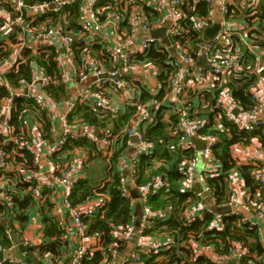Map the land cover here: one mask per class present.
Returning <instances> with one entry per match:
<instances>
[{
	"label": "built area",
	"instance_id": "obj_1",
	"mask_svg": "<svg viewBox=\"0 0 264 264\" xmlns=\"http://www.w3.org/2000/svg\"><path fill=\"white\" fill-rule=\"evenodd\" d=\"M198 1L206 2L211 11L218 8L220 28L214 39L204 41L202 36L195 47H192L180 42L186 36L185 30L180 27V22L186 17L181 0H147L152 8L163 13L161 23H149L138 0H0V40H8L9 35L15 37L14 42L10 41L11 55L0 59V85L8 88V95L0 102V203L12 210L6 214L11 220L8 218L9 227L5 230L6 239L10 243L6 246L0 244V253L19 249L24 255L35 258V264H63L66 259L67 264H83L96 252L102 254L103 260L108 257L111 261L120 258V264L140 262V254L148 249L144 244L145 239L147 240L144 231L157 215L147 204L148 196L168 184V176L164 172L151 175L142 184H130L136 179L140 155L151 153L152 144L144 139L143 132L145 126L154 120L160 105L152 99L161 89L158 80L161 66L142 61L151 49L164 55L162 63L169 69L166 72V92L162 100L170 107L165 114L168 134L177 138L182 151H191L192 158L197 149L191 137L196 136L204 141L200 152L206 156L208 163L203 170V184L204 176L219 173L213 157L220 136L214 132L201 133L209 120L207 116H198L205 110V106L202 100L204 95L198 98L197 89L200 92L207 88H221L228 96L227 104L220 94L208 105L209 112L214 113L209 129L222 131L224 120L236 125L240 131L260 129L264 138V121L257 118L261 97L258 85L250 88V98L254 105L249 109H244L234 101L226 86L230 79L240 76L243 71L239 53L241 46L255 55L256 65L252 72L261 77L264 69L263 50L255 48L247 38L250 31L248 26L228 19L229 12L235 10L241 11V16L244 15L243 10L247 12L246 17L252 16L254 7L260 0H194ZM76 9L78 16L72 22L71 18L77 14ZM165 10L168 12L164 13ZM209 19L212 21L211 14L200 18L197 27L203 30L209 26L206 24ZM163 26L166 27L165 35L174 53L151 32ZM238 27H243L244 32L238 30ZM25 47L33 52H52V61L58 68V75L51 76L34 65L26 84L10 87L5 75L17 65L19 54ZM151 81L154 85H150ZM59 83L66 86L68 94L54 100L48 96L45 88ZM79 83L82 86L71 91V85ZM143 92L153 98L140 103ZM17 100L23 104H34L37 111L24 112V120L19 124V131L15 132L10 121L12 108ZM118 105H125V108L120 109ZM134 105L138 106L137 112L118 131H114L109 123L94 126L78 116L79 106L87 108L101 119L117 117L128 106ZM236 109L237 114H234ZM41 110H46L52 121L49 133L42 134L38 120ZM170 115L174 116L175 121L170 120ZM123 137L128 139L127 151L120 154L118 163L124 174L128 172L129 175H126L121 188V196L130 198L142 207L141 216L135 219L138 221L136 232L142 239V244L128 257H123L121 253L122 244L124 245L129 234L128 229L118 227L113 230L116 242L106 249L101 235L96 231L91 232L85 221L87 217L103 209L109 200L107 194L99 192L83 202H72L74 185L87 176L89 153L74 147L66 155L54 157L69 141L86 140L95 145L108 163L111 153ZM8 143L14 145L12 150L4 148ZM24 151L32 155V166L29 168L25 167L23 161L13 163L15 155L20 159L24 158ZM192 158L184 161L181 166V170L187 174ZM263 161L264 148L261 145L256 155H248L244 161V164L256 167L253 178L262 186ZM230 177L229 196L221 205V209L229 208L230 211L217 213V216H245L244 213L254 211L264 218V204L254 207L248 201L247 193L237 185L233 176ZM25 183L35 209L29 210L28 215L26 214L28 220L21 227L19 212L15 214L13 210V193L17 192L15 186L22 189L21 186ZM189 184L188 174L183 179L181 188L187 190ZM132 188L136 189L137 198H132ZM206 189L210 196L209 189ZM203 207V204H198L199 215ZM43 214L56 224V228L63 230L60 237L52 236L49 240L63 241L64 250L60 257L52 254L37 256L35 248L44 245L47 240ZM34 218L37 220L31 223ZM14 235L18 237L17 241L13 239ZM152 246L156 245H149V248ZM29 248H32L31 252L28 251ZM244 253L245 250L234 248L228 255L214 254L216 262L234 258L235 264H239L240 256ZM6 263L19 262L3 256L0 264Z\"/></svg>",
	"mask_w": 264,
	"mask_h": 264
},
{
	"label": "trees",
	"instance_id": "obj_2",
	"mask_svg": "<svg viewBox=\"0 0 264 264\" xmlns=\"http://www.w3.org/2000/svg\"><path fill=\"white\" fill-rule=\"evenodd\" d=\"M142 5V10L147 16L149 23H161L162 12L156 11L148 4L147 0H138ZM182 10L186 17L180 22V27L185 30V38L180 42L190 44L195 47V44L202 39L203 30L197 27L200 18L210 16L211 9L208 4L203 1L194 2V0H181ZM78 6V5H77ZM77 14L71 18L73 22L78 16ZM235 10L229 12L228 19L235 20L239 24H245L250 28L247 38L251 40V44L264 52V0H260L254 7V14L248 16L243 10ZM239 16V17H238ZM241 16V17H240ZM211 25L209 19L206 23ZM199 29V30H198ZM8 40H0V59L8 58L12 53L10 41L14 42L15 37L8 36ZM187 41V42H185ZM242 73L236 76L226 84L231 97L244 109L252 108L253 100L250 98V88L255 85L259 78L252 72L256 65V57L246 47L241 46L239 49ZM52 52L32 51L29 48H24L18 57L17 65L9 69L6 73V79L10 87H17L26 84L30 80V75L33 66L36 65L38 70H42L47 74L54 76L58 75V68L52 61ZM164 55L161 52H156L151 49L148 54L142 59L144 62H154L161 66V73L158 80L161 83L159 93L154 97V101L159 103L158 110L154 115V120L145 126L143 137L147 142H151L152 149L149 155L141 154L136 168V179L133 186L144 183L151 175L164 172L168 176V184L158 192L148 196L147 204L151 210L157 215L150 221L149 226L144 231V236L156 238L167 235L170 242L163 245L152 246L146 252L140 254V262L138 264H227L212 261L207 255L197 253L193 245L199 244L204 247H211L214 253L228 255L232 249L240 248L246 253L242 254L239 259V264H264V244L260 238L258 225L251 223L244 216H235L233 214L224 215L220 213L221 205L227 201L229 196V186L232 171H238L243 186L246 188L248 201L256 208L264 204V186L259 185L253 178V172L256 167L252 164L237 165L231 156V147L233 144H247L252 139H258L264 144V138L261 136L260 129H255L251 132L240 131L236 125L222 121L223 130H211L210 125L213 123V112H209L206 108L198 116H204L209 120L206 128L201 130V133L214 132L219 134L220 142L214 150L213 161L219 168V173L214 176H204V184L209 189L211 196V204L203 205L204 209L198 214L197 206L203 204V198L199 193L183 190V179L187 176L185 171L181 170L184 161L192 158L191 151H182L178 146L176 137L170 136L167 132L168 123L165 114L170 108L162 100L166 92V72L167 67L162 63ZM261 78L264 80V69L261 73ZM62 83L56 86L46 87L45 92L54 100L61 99L67 96L68 91ZM219 89L213 91H200L206 96L209 105H211L218 97ZM216 91V92H215ZM215 92V93H214ZM8 95V88L0 85V102ZM151 97L146 92L141 95L140 103L150 100ZM138 106H128L126 110L117 117L98 118L83 106L78 108V116L84 122L94 126H105L109 123L114 131L122 129L137 112ZM36 112L37 108L32 103L23 104L17 100L12 108L10 124L15 132L19 131V124L24 120V112ZM203 114V115H202ZM41 123L42 134L49 133L51 119L46 110H41L38 117ZM170 120L175 121L173 115H170ZM128 139L123 137L118 141V145L111 153L110 161L106 163L104 158L96 149L95 145L86 140L66 143L59 154L55 156L66 155L68 151L77 147L89 153V160L92 161V168H96V177L86 176L79 179L74 185L71 197L73 203H80L89 197L95 196L99 192L108 195L109 200L99 212L87 217L85 221L91 232L96 231L101 235V239L108 249L116 238L112 231L118 227L122 230H127L135 223L134 201L130 198L121 196V188L127 177L119 168V157L124 151H127ZM5 149L12 150L14 145L11 143L4 145ZM20 151V150H18ZM23 159L17 155L14 156L13 163L23 161L25 167L29 168L32 155L28 152H23ZM99 161L101 163L98 165ZM184 165V164H183ZM90 169V167H88ZM108 170V171H107ZM186 170V169H185ZM126 184V183H125ZM22 189L15 186L17 190L13 193L15 206L14 213L19 212L18 219L21 227L28 220V212L32 207L31 197L25 188L27 184H23ZM131 188V187H130ZM194 210L195 215H191L190 211ZM12 212L5 205L0 203V244L8 245L10 242L6 239L5 230L9 227L8 214ZM42 212L43 209H42ZM254 212V211H253ZM189 213V214H188ZM27 214V215H26ZM6 218V219H3ZM9 218V219H8ZM11 220V219H10ZM45 223L44 234L47 238L44 245L36 247L37 256L44 254H52L60 257L64 250V243L60 239L49 241L52 236L60 237L63 230L56 228V224L43 214ZM13 239L18 240L14 235ZM34 249V248H33ZM32 248L28 251L31 252ZM122 250V248H121ZM6 264H25V263H6ZM35 264V263H32ZM83 264H113L111 258L103 260L101 253H94L91 259H87Z\"/></svg>",
	"mask_w": 264,
	"mask_h": 264
},
{
	"label": "crops",
	"instance_id": "obj_3",
	"mask_svg": "<svg viewBox=\"0 0 264 264\" xmlns=\"http://www.w3.org/2000/svg\"><path fill=\"white\" fill-rule=\"evenodd\" d=\"M167 12H168L167 10L164 11V13H167ZM210 14H211L213 22L216 21V20H220V12L218 11L217 7H215V9H213V11H211ZM167 19H166V21H167ZM159 29H157V30H159ZM262 58L264 59V55L262 56ZM258 78H259V80H258V82L256 84L258 85L259 89L261 90V97L259 99V102H260V106L259 107L260 108H259V113L257 115V118L264 121V80L261 77H258ZM150 85H154V82L151 81ZM81 86H82L81 83L76 84V85H71V87H72L71 91H74V90L80 88ZM214 89H216V88H214ZM205 90L206 91H211V92L213 91V89H209V88H207ZM220 94L223 97L224 102L227 104V101H228L227 94H225V92L222 89L219 91L218 97L220 96ZM196 95L199 98L200 95H203V94L201 92H199V90L197 89ZM190 96H192L191 92H190ZM202 100L204 102L203 103V105L205 106L204 108L205 109L208 108V105H209L210 101H208V99L206 98L205 95L202 97ZM118 108L124 109L125 105H122V106L118 105ZM259 145H261L264 148V144H262L256 138L252 139L247 144H245V143L244 144H233L232 147H231V156H232L233 160L235 161V163L237 165H242V164H244V161H246V158H247L248 155H250V156L256 155V151L259 148ZM92 164H93V162L92 161L90 162V160H89L88 161V167H90V169L88 167L86 168L87 176L96 177L97 173H96V170L95 171L93 170ZM262 167L264 169V161H263ZM126 175H129V173L126 172ZM231 176H233V179L235 180L237 185L243 191L246 192V188L243 186V182H242V180L240 178L239 172L234 170V171H232ZM189 190L190 191H194V192L197 193L196 187L195 186H190V184H189ZM211 201L212 200L210 198L209 204H211ZM135 205H136V202L134 203V211H135ZM203 205H205V206L207 205V204H205L204 200H203ZM238 209H240V208H238ZM190 213H191V215H195L196 214V212L194 210H191ZM244 214H245L244 217H246V219H248L251 223H254V224L258 225L259 231H260V238L262 240V243L264 244V218L259 217L253 211H250V212L244 213ZM137 218H138V216H136V214H135V219H137ZM36 220L37 219L34 218L31 221V223L36 221ZM134 231L135 232L137 231L135 223H133V226L131 228H128L129 234L127 233L128 236L126 237V240L124 241V245L125 246L122 244L121 253H122L123 257L124 256L128 257L129 255H132L135 252V250L137 249V246L142 244V239L140 237H138L137 232H136L137 240L134 241V240L131 239ZM170 241H171L170 238L167 237V235H165V236L156 237V238H149L148 237L147 240L145 239L144 244H145V246L147 248H149V245H153V244H155V245H160V244L163 245L166 242H170ZM147 244H149V245H147ZM191 245H193V247L195 248L197 253H203L204 255H207L212 261H217V259L215 257V254H214V251L211 249V247H204V246H201L199 244H194V243L191 244ZM238 250L241 251L242 249L238 248ZM119 261H120V258L115 259V260H113V264H120ZM221 263L235 264L236 261H235L234 258H230V259L221 261Z\"/></svg>",
	"mask_w": 264,
	"mask_h": 264
},
{
	"label": "water",
	"instance_id": "obj_4",
	"mask_svg": "<svg viewBox=\"0 0 264 264\" xmlns=\"http://www.w3.org/2000/svg\"><path fill=\"white\" fill-rule=\"evenodd\" d=\"M167 22H168V20H167ZM165 28L166 27L163 26V27H160L159 30H153L151 32L153 35L160 38L161 43L163 45L169 47L170 41H169L167 35H165ZM219 28H220V21L219 20H216V21L212 22L211 25L205 27L203 29L204 41H210V40L214 39L216 37V34H217ZM169 50L171 51V53H174V50L171 47H169ZM234 114H237V109L234 110ZM133 140H136V139L133 138ZM191 140L195 144L197 151H200L203 148L204 141L202 139H199L196 136H192ZM130 193H131L132 198H137L138 194L136 193L135 188L130 189ZM219 211H220V213H228L230 211V209L225 208V209H220ZM135 214H136V216H138V218L142 214V207L139 203H136V205H135ZM135 225H136V229H137V226H138L137 220L135 222ZM3 256L6 258H9V259L18 261V262H23L25 264H32L35 261V258L29 257L28 255H24L19 249H12V250L5 251L4 253H0V259ZM67 263H68V259H66L63 264H67Z\"/></svg>",
	"mask_w": 264,
	"mask_h": 264
},
{
	"label": "rangeland",
	"instance_id": "obj_5",
	"mask_svg": "<svg viewBox=\"0 0 264 264\" xmlns=\"http://www.w3.org/2000/svg\"><path fill=\"white\" fill-rule=\"evenodd\" d=\"M237 29L244 32L243 27H238ZM100 163H101V161H99L98 165ZM207 163H208V161H207L206 156L203 153H201L200 151H197L195 157L192 158L190 165H188V174H189V178H190V186L196 187L197 193H199L202 196L205 204H208L210 202V196L208 195V191L202 182L203 170L206 167ZM96 168H94V171L96 170ZM137 235H136V232L134 231L131 239L136 241Z\"/></svg>",
	"mask_w": 264,
	"mask_h": 264
}]
</instances>
